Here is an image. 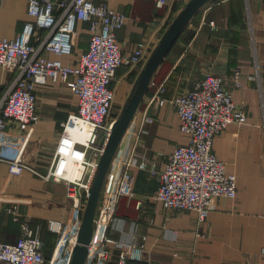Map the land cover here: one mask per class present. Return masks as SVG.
<instances>
[{
  "label": "crops",
  "instance_id": "0c3cea01",
  "mask_svg": "<svg viewBox=\"0 0 264 264\" xmlns=\"http://www.w3.org/2000/svg\"><path fill=\"white\" fill-rule=\"evenodd\" d=\"M99 1L127 14L126 24L117 33L124 51L133 52L141 40L149 42L143 64L118 69L113 85L116 97L125 104L147 59L188 0H175L170 5L155 0ZM29 18L28 0H0V39L14 38ZM89 27L88 21L78 23L73 53L50 52L48 56L78 64L81 52L89 47ZM208 72L225 78L235 102L247 112L245 123H231L214 142L216 154L226 161L228 171L238 176L237 198H217L199 227L195 211L166 208L154 199L159 185L155 175L133 169L134 194L121 198L118 214L127 219V232L134 231L144 242V258L156 264H264V0L210 1L192 18L159 66L135 115L149 109L155 117L146 125L140 150L162 168L178 145L188 143L189 136L181 129L174 105L150 104V100L162 83L166 86L163 96L171 98L191 88ZM12 75L0 66V93ZM72 86L73 77L56 81L49 78L38 87L42 118L22 137L17 135L16 125L3 135L5 157H15L22 147L30 165L43 174L48 172L63 122L77 110L78 97ZM13 202L20 204L32 228L54 246L58 234L49 228L48 221L68 215L70 201L65 184L29 169L12 175L9 163L2 161L0 203ZM198 230L204 235H197ZM20 234V223L0 211V240L15 242ZM49 248L47 245L46 253L52 251Z\"/></svg>",
  "mask_w": 264,
  "mask_h": 264
},
{
  "label": "built area",
  "instance_id": "2783aa9c",
  "mask_svg": "<svg viewBox=\"0 0 264 264\" xmlns=\"http://www.w3.org/2000/svg\"><path fill=\"white\" fill-rule=\"evenodd\" d=\"M155 1L170 5L175 0ZM28 13L30 18L14 38L0 39V66L13 74L0 93V163L8 162L12 175L29 169L47 180L63 182L70 214L49 219V228L58 235L47 256L45 239L32 228L20 204L0 203V211L19 222L21 230L15 242L0 240V264H70L88 190L116 120L113 84L118 69L122 65L136 68L143 64L148 57L149 42L141 40L133 52L124 51L117 33L128 16L105 1L28 0ZM80 21L89 22L90 38L78 64L50 58V52L73 53ZM239 76L237 72L236 77ZM70 77H73L72 91L78 97L77 110L70 112L63 122L48 172L43 174L30 165L22 147L15 157H5L1 149L3 135L16 125L17 135L22 137L42 118L38 87L49 78L56 81ZM165 91L164 83L157 86L150 104L174 105L189 141L178 145L162 168L140 150L146 125L155 117L149 109L135 115L107 173L85 264H156L144 258V242L134 231L127 232V219L118 214L121 198L134 194L133 169L148 170L155 175L159 185L154 199L166 208L195 211L199 227L207 220L217 198L238 196L237 174L228 171L226 161L214 150L217 135L231 123L243 124L247 120L246 110L235 102L225 78L208 72L191 88L171 98L163 96ZM69 158L78 164L71 168L73 176L68 175ZM197 235L204 233L198 230Z\"/></svg>",
  "mask_w": 264,
  "mask_h": 264
},
{
  "label": "water",
  "instance_id": "95a60500",
  "mask_svg": "<svg viewBox=\"0 0 264 264\" xmlns=\"http://www.w3.org/2000/svg\"><path fill=\"white\" fill-rule=\"evenodd\" d=\"M210 1L212 0H188L164 31L159 43L138 74L122 110L113 124L97 168L94 172L88 190V199L83 212L82 222L79 228L78 240L74 247L70 264H85L86 262L89 253V244L95 230V217L107 173L137 109L149 90L156 71L176 41L180 38L192 18Z\"/></svg>",
  "mask_w": 264,
  "mask_h": 264
},
{
  "label": "rangeland",
  "instance_id": "374dc122",
  "mask_svg": "<svg viewBox=\"0 0 264 264\" xmlns=\"http://www.w3.org/2000/svg\"><path fill=\"white\" fill-rule=\"evenodd\" d=\"M121 99L116 97L115 105H114V116L117 118L122 110V107L124 105V102L120 103Z\"/></svg>",
  "mask_w": 264,
  "mask_h": 264
},
{
  "label": "bare ground",
  "instance_id": "6f19581e",
  "mask_svg": "<svg viewBox=\"0 0 264 264\" xmlns=\"http://www.w3.org/2000/svg\"><path fill=\"white\" fill-rule=\"evenodd\" d=\"M69 164H70V171H69L68 175L73 176L75 174V172L71 168L76 167V165H78V164L71 158H69Z\"/></svg>",
  "mask_w": 264,
  "mask_h": 264
},
{
  "label": "trees",
  "instance_id": "16d2710c",
  "mask_svg": "<svg viewBox=\"0 0 264 264\" xmlns=\"http://www.w3.org/2000/svg\"><path fill=\"white\" fill-rule=\"evenodd\" d=\"M184 32V31H183ZM183 34V33H182ZM54 232V231H53ZM55 233V232H54ZM56 234V233H55ZM49 242V243H52L51 246H53V242L52 241H46V243ZM47 245L50 247L49 248V251L52 249V247L47 243ZM51 253V252H50ZM47 252V256L50 254Z\"/></svg>",
  "mask_w": 264,
  "mask_h": 264
}]
</instances>
